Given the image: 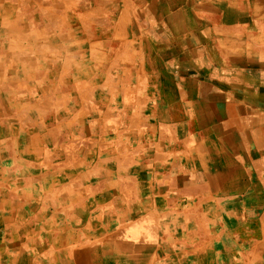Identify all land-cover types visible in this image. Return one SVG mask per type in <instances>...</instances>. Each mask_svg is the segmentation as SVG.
Listing matches in <instances>:
<instances>
[{
  "label": "crops",
  "instance_id": "0c3cea01",
  "mask_svg": "<svg viewBox=\"0 0 264 264\" xmlns=\"http://www.w3.org/2000/svg\"><path fill=\"white\" fill-rule=\"evenodd\" d=\"M108 1L105 0L104 15H98L101 6L80 14L81 19L91 17L93 28L86 38L82 34L83 38L78 36L72 27L73 6L65 8L69 23L61 32H56L54 28L58 26L50 25V0H9L8 4L0 5L2 11L20 9L29 12L28 25L31 27V31L20 28L15 20H1L0 17V36L5 37H0V108H18L25 102L28 106L33 102L32 106L49 109L72 107L79 110L94 105V102L100 108L110 103L120 106L117 117L121 119L116 121L112 111L111 118L120 130L128 131L132 136L137 133L141 141L140 150L130 144L123 148L133 147L136 150L134 156L138 159L139 182L136 187L144 196L140 200H132L133 203H146L153 199L155 231L148 235L154 236V256H162L169 250L165 247H169V251L185 247L191 264H264V0H192V10L199 19L191 21V24L200 28L190 30L189 21L172 23L175 28L178 22L185 28L182 32L187 36L189 49L186 52L190 57L185 63L187 67H194L200 58L198 54L202 53L209 62V76L219 73L233 75L234 78V82L227 85L226 82L231 81L228 78L215 82L213 77H209L204 92L197 93L206 111L201 124H209L208 127L201 126L203 130L208 129L206 135H201L196 129L200 126L196 116L200 106L197 102L189 101L183 105L176 101L172 108L164 99L157 98L158 85L151 84V75L145 74V63L149 59L140 52L144 50L142 46L133 47L134 55L128 66L123 63L115 66V36L127 43L128 33L123 30L127 9L126 0H122L113 21L108 15L113 8V0L109 4ZM178 5L175 3V9L183 11V7ZM5 30L9 32L8 36L2 34ZM19 44L30 49L25 58L19 56L23 53ZM191 52L196 54L190 56ZM173 72L178 75L180 70ZM164 88L168 86L164 85ZM179 91H182L180 87ZM230 91L233 94H229ZM89 93L90 101L87 103ZM61 94L78 97V101L71 99L72 104L64 103L60 100ZM116 94L119 100L114 102ZM184 95L187 96V92ZM53 114L55 118L60 117L59 113ZM11 118L3 120L0 113V122ZM11 139L14 142L10 143L17 147L18 133L15 132ZM44 182L48 189L53 187L48 179ZM67 184L58 182L54 185L60 193L56 203L71 205L49 211L47 205L50 203L47 202L51 194H47V199L42 202L46 206L45 211L50 212L46 216L54 221L49 222L50 228L43 231L38 227L29 231L33 236L31 239V236L27 237V242L33 252V241L36 244L41 241L38 244L41 255L36 252L32 256L39 264L45 261L44 258L47 264H62L68 253L78 254L77 259L90 256L86 250H78V234H71L72 239L68 237L58 243L60 238L57 237L64 236V231L56 229L61 224L56 219L63 221L67 216L77 215L87 219L90 214L92 217L84 223L88 224L89 230L82 228L90 238L98 237L102 228L104 232L100 236L107 237L115 228L113 213L110 216L104 214L110 219L108 222H98L97 212L82 216L76 207L81 200L75 191L68 193L73 200L60 201ZM97 185L98 182L94 183L93 191L89 193V204L93 203V210L101 205L93 197L104 194ZM36 186L34 177L27 174L24 188L36 192ZM126 187L128 191L124 201L131 200L130 185ZM34 200L30 197L33 205ZM212 204H217L215 214L208 215ZM10 214L9 221L3 223L4 228L9 226L13 234L22 233L17 225V214L13 211ZM42 217L45 218V213ZM136 219L135 215L131 220ZM210 220L215 226L212 236ZM4 228L0 226L1 234ZM38 232H43L46 238H35L39 236ZM121 236L125 239L121 246L123 253L117 256L118 259L128 264L148 262L147 253L137 255L135 260L126 258L131 249L127 247L125 250V242L132 238H127L124 231ZM96 245L90 241L87 246ZM0 248L7 249V246L0 245ZM10 248L14 252L18 246Z\"/></svg>",
  "mask_w": 264,
  "mask_h": 264
},
{
  "label": "rangeland",
  "instance_id": "374dc122",
  "mask_svg": "<svg viewBox=\"0 0 264 264\" xmlns=\"http://www.w3.org/2000/svg\"><path fill=\"white\" fill-rule=\"evenodd\" d=\"M0 1L3 4H8L9 2V0ZM121 2L122 0H113V8L111 11H108V15L113 21H115ZM181 2L182 4L180 5ZM109 3L110 0L108 1ZM175 3L179 4L178 7H183V11L176 10ZM50 4V25L58 26L53 27L57 29L56 32L58 30L61 32L64 26L69 23L68 12L65 8L73 6L75 8L74 17L70 19L73 24L72 27L78 36L82 34L84 38L87 37V34L90 35L93 26L89 20L90 16L81 19L80 14L86 13L91 8L100 6L101 9L99 8L98 15L100 13L102 15L106 14L105 0H50ZM124 4L127 11L124 18L125 27L123 30L126 29L128 33L127 43L122 42L119 36H115L114 54L117 56L114 58L115 66L122 63L128 66V62L134 55L133 47L142 46L144 50L140 52L144 53L146 59H149L145 63L147 72L145 74L151 75V84L157 83V98L164 99L165 103L170 105V107L176 101H180L183 105L187 104V102L189 103V101L197 102L200 106L196 110V116L198 117L200 126L196 129L201 135H206L208 129L203 130L201 126L208 127L209 124H201L206 111L197 93L204 92V86L209 77H213L215 82H221L222 78L224 80L228 78L231 81L226 82L227 85L232 84L234 78L233 75L230 76L228 74V76H224L219 73L209 76L211 75L209 74V62L202 53L198 54L200 58L196 61L194 67L186 66L185 63L190 57L186 52L189 49L187 47V36L185 32H182L185 28L179 22L175 28L172 23L175 24V21H189L190 30L193 28L194 30H198L200 28L191 24V21L199 19L196 17V12L192 10V0H126ZM29 16V12H24V10L20 9L0 10L1 20H15L18 27L31 31V27L28 25ZM40 29L44 30V28ZM2 34L8 36L9 32L3 33L2 31ZM83 36L80 37L83 38ZM24 45L19 44V48L23 52L19 56L22 58H25L30 50L26 49ZM60 48V52H62L63 48L61 45ZM195 54V52H191L190 56ZM175 69L180 70L178 75L174 74L173 70ZM114 75H117L116 70L114 71ZM247 81L249 82V80ZM200 82H203V84ZM164 85L168 86V88L165 89ZM179 87L182 89L181 92L179 91ZM186 92L187 96L184 95ZM90 94L89 98L87 97V103L90 101ZM229 94H233V92L230 91ZM64 96H60V100L63 99L64 103L68 101L72 104L73 101L71 99L75 101L78 99V97H69L67 94ZM117 100H119V97L116 94L113 96V101ZM32 104L33 102L28 106L25 102V105H21L18 108H10L9 106L0 108L3 120L10 116L12 117L9 121L0 122V217L2 220H0V226L4 228L3 223L9 221L10 213L13 211V214H17L19 230L22 229V233L16 232L13 234L10 227L6 226L3 233H0V245L7 246V249L0 248V264H39V261L34 260L32 256L36 252L37 255H41V246L38 245L41 241L37 244L33 241L35 245L33 252L31 245L27 242V237L29 239L31 236V239L33 236L29 231L37 227L42 228V231L50 228L48 224L54 220L51 221L46 216L50 213L49 211H53L54 208L71 205L70 203L66 205L56 203L57 196L60 194L57 187H55L58 182L68 183L67 187L63 189L64 194L59 197L60 201L73 200L71 199L73 197L68 193L75 191L76 197L81 200L80 203L76 204V207L78 206L82 216H85L88 212H92V214L93 212H97L100 218L98 222H108L110 219L108 220L104 214L110 216L113 213L115 223V228L107 234V237L100 236L104 232L102 228L98 231V237L90 238L89 233L82 229L85 228L84 223L88 221L87 219L92 217L90 214L87 215V219L79 215L75 217L67 216L63 221L56 219L61 222L60 226L56 229L64 231V236L57 237L58 239L60 238L58 243H61L63 239L68 237L72 239L71 234H78V245H80L78 250H86L90 255L77 259L78 254L68 253L67 259L62 264H128L123 259H118L117 256L123 253L121 246L125 237L121 236V233L125 230V222L129 219V216L130 220L135 215L136 218L143 216L144 219H140L139 222H143V225L148 227L146 231L148 233L144 235L145 238L142 236L144 239L152 242L154 236H149L148 234H154L155 231L153 226V210H155L153 199H148L146 203L132 202V200H140L144 196V194L138 193L139 191L136 187V184L139 182L137 178L139 174L137 166L139 165H137L138 159L134 156L136 150L130 147L136 146L139 150L141 149V146H139L141 141L137 138L138 134L134 133L132 136L128 131L119 129L111 117L114 113L116 121L121 119L118 118L121 107L113 105L114 103L100 108L96 107L94 102V105L89 106L87 104L89 107H82L79 110L72 107L49 109L40 105L32 106ZM80 111L81 114H78ZM53 113H59L60 117L55 118ZM135 113L137 114L136 109ZM120 126L123 125L120 124ZM112 127H114V130ZM130 127L133 128L132 126ZM15 132L18 133L17 147L10 143L14 142L11 136H14ZM203 143L205 145L208 144V142ZM128 144L130 146L123 148ZM18 168L20 170L16 171ZM14 173H17V176H14ZM27 174L34 177V181L37 184L36 192L27 191L28 189L24 188ZM47 179L53 185L49 189L45 187L44 181ZM97 182L98 189L100 191L103 190L104 194L98 191L103 196L97 195L93 197L101 203V205L95 206L96 209L93 210V205L89 204L91 200L89 193L93 191V184ZM128 184L130 185L129 197L131 200L128 198L124 202L127 197L126 192L128 191V187L126 186ZM47 189L48 191H46ZM80 190L81 192H79ZM111 192H114V194ZM47 194H51L49 195L50 200L47 202V204L50 203L47 205L49 211H45L46 206L42 202V200L47 199ZM30 197L35 198L34 205L30 202ZM52 200L53 203L50 202ZM106 200H114V202L106 203ZM215 205L217 204L210 205L208 215L215 214ZM138 210L140 214L137 213ZM42 213H45V218L42 217ZM32 215L34 217L31 218ZM26 217H30V219L27 220ZM212 222L213 220H210L211 236L215 228ZM73 229L75 230L72 231ZM38 234L39 236L34 237L37 239L46 238V236H43V232H38ZM128 238L130 239L131 235H128ZM134 239L136 238L134 237ZM90 241L95 242L97 245L93 247L87 246ZM129 242L125 250H127V247H130ZM12 246H18L17 250L12 252L10 250ZM167 249L170 250V248ZM169 250L166 252L170 253L171 251ZM4 251H6L5 254H3ZM126 256L130 260L136 259V256ZM44 260L47 262V259L44 258ZM45 261H42L40 264H47Z\"/></svg>",
  "mask_w": 264,
  "mask_h": 264
},
{
  "label": "bare ground",
  "instance_id": "6f19581e",
  "mask_svg": "<svg viewBox=\"0 0 264 264\" xmlns=\"http://www.w3.org/2000/svg\"><path fill=\"white\" fill-rule=\"evenodd\" d=\"M3 3L0 1V5H2ZM125 9V8H124ZM122 11V10H121ZM123 12V11H122ZM53 28V27H52ZM9 30V29H8ZM6 31V30H5ZM8 32V31H6ZM5 32V33H6ZM41 33V32H40ZM42 34V33H41ZM2 38H5L4 36H0ZM67 51V50H66ZM42 57V56H41ZM47 59V58H46ZM50 59V58H49ZM50 64V63H49ZM73 76V75H72ZM28 77V76H27ZM77 79V77H76ZM63 100V99H62ZM64 101V100H63ZM77 101V100H76ZM249 165V164H248ZM24 171V170H23ZM82 180V179H81ZM4 181V180H3ZM29 185V184H28ZM53 202V200H52ZM125 202V201H124ZM133 202V201H132ZM128 205V203H126ZM93 205V204H92ZM133 205V204H131ZM134 206V205H133ZM122 209V208H121ZM125 209V208H124ZM140 209V208H139ZM131 210V209H129ZM152 210V209H151ZM154 211V210H153ZM130 218V216H129ZM153 218H154V215H153ZM142 220L144 219L143 216L141 218H137L136 220L134 221H129L128 220L125 222V230H124V234H127V235H131V238L133 239L132 241H127L125 242L126 246H127V243L129 242V249L130 250V256L131 257H135L139 254H144V253H147L148 257H147V260L148 262H145V264H191V259L189 257V254H188V251L185 247H177V249H173L171 252L172 254L170 253H167L165 251L164 255L160 256L159 258L158 257H155V250L153 249L154 248V245L152 244V242H150L149 240H146L144 239V233H146V231L148 230V227H146L145 225H143V222H139V220ZM147 219V218H146ZM52 226V225H51ZM109 226V225H108ZM85 228L89 230V226L88 224L85 225ZM148 233V232H147ZM146 233V234H147ZM145 234V235H146ZM126 236V235H124ZM137 236V239H134V237ZM143 236V237H142ZM128 238V237H127ZM103 239V238H101ZM150 245L147 247V244ZM117 247V246H116ZM165 248H169V247H165ZM135 251H139V252H135ZM43 257V256H42ZM53 260V259H52ZM54 264V263H53Z\"/></svg>",
  "mask_w": 264,
  "mask_h": 264
}]
</instances>
